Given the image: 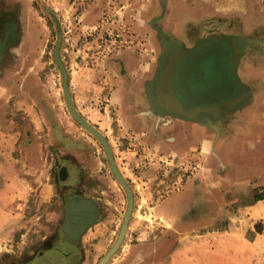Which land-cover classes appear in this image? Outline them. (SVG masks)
Here are the masks:
<instances>
[{
	"label": "rangeland",
	"instance_id": "obj_1",
	"mask_svg": "<svg viewBox=\"0 0 264 264\" xmlns=\"http://www.w3.org/2000/svg\"><path fill=\"white\" fill-rule=\"evenodd\" d=\"M4 14L17 20L15 42L0 53L6 145L35 146L39 175L46 182L52 177L56 190L50 200H20L12 215L0 201V264H31L49 254L56 264H98L115 243L127 207L102 145L67 110L53 59L58 35L72 103L106 138L133 196L124 238L106 264H264V205L259 215L249 208L264 200V0H0ZM10 24L7 41L14 36ZM208 34L238 37L237 77L247 102L213 119L217 129L184 121L201 130L190 133L186 126L195 145H187L188 157H176L168 148L176 132L164 130L176 118L151 112L145 87L162 62V35L173 39L163 40L173 52L184 49L175 39L190 48ZM247 39L259 43L247 45ZM185 58L175 61L178 68ZM214 60L222 75L227 57L221 48ZM185 68V83L191 70L198 88L210 86V67L200 57ZM185 185L198 204L188 207L179 196L171 207L177 214H161L165 198L182 194ZM74 197L97 205L95 221L77 241L62 231ZM36 239L57 242L31 243Z\"/></svg>",
	"mask_w": 264,
	"mask_h": 264
},
{
	"label": "crops",
	"instance_id": "obj_2",
	"mask_svg": "<svg viewBox=\"0 0 264 264\" xmlns=\"http://www.w3.org/2000/svg\"><path fill=\"white\" fill-rule=\"evenodd\" d=\"M176 42H178V44H180L181 42L178 40H174ZM183 45V43L181 44ZM162 53V51H161ZM172 61V60H171ZM175 64V63H174ZM160 71V70H159ZM164 72V71H163ZM158 73V70H157ZM156 73V75H157ZM155 75V76H156ZM153 78V80L156 78ZM182 77V69L175 67V69L173 68L172 72H168L166 71L164 73L163 76V81L160 84L161 86L159 87V94L161 96H163L164 98L167 97V102L171 105H175L177 107H179V109L181 110H194L196 108H210V109H215V107L220 104L223 101H226L228 98H223V99H219L218 101H216L215 103H213L210 106H206V105H199L196 106L194 108H189L188 106V102L186 99H184L182 97L183 91H181L180 94V87H182V89H184V87L182 86L180 80ZM152 81V80H151ZM155 83H154V87L153 90H155ZM162 88V89H161ZM158 91V90H157ZM162 91L164 92L162 94ZM175 91V92H173ZM155 94V93H154ZM235 95V92L232 93V96ZM149 100V104H150V110L151 112L157 114L158 116H162L164 113V111H162L158 105H157V99L155 95H150L148 97ZM166 100V99H165ZM198 100H203V98H198ZM255 101V100H254ZM220 111H217V113L215 115H206L205 120H213L215 117L217 116ZM205 114L199 113L196 118L201 119L202 117H204ZM6 119V118H5ZM5 121L8 120H4L2 119L0 121V184H3V186H0V201H2L3 205L2 206H10L9 208V213H11V215L13 213H15V210H12L14 207H19L21 206V203L19 202L20 200H26L27 198H35V199H39L41 201H46V200H50L51 198H53L52 196L55 193L56 190V184L55 182L52 180L47 181L43 178L42 175H39V164L41 163V157H39V155L37 154V148L33 145L27 146L25 148H19L17 146L15 147H8L6 145V141H7V137H9L8 132H7V128L5 126ZM36 120L35 119H31V123L35 124ZM37 124V123H36ZM191 124V125H190ZM188 124L187 122L181 121V120H174V121H170L167 122V124H165V133H169L171 131H175L176 132V137H174V142L172 140L171 144H169V151H171V154H173L176 157H179L182 154L186 153V156H189V148L187 147V145L192 148L193 147V142L190 141V139L188 138L189 136L187 135V133H192L195 132V134L197 132H200L198 129L196 128L197 126L190 123ZM188 125V129L189 131L187 132V126ZM37 126V125H36ZM183 126V127H182ZM194 126V127H192ZM181 128V129H178ZM195 134H192L195 135ZM165 138L166 135H164ZM191 142V143H189ZM195 145V144H194ZM14 150H19L20 152L22 151H26L27 156H25V159H21L20 157H16L13 156V152ZM34 154V155H33ZM37 154V155H36ZM18 167H21L22 170L20 174H18ZM26 174V175H24ZM33 176V177H32ZM1 177L3 180H1ZM50 179V178H49ZM190 185V183H189ZM189 185H185V189L186 191L183 192L180 195L177 196H169L166 197L164 200V205L162 206L160 210V213L163 215H173L174 212L177 210L176 208H171L174 206V204L176 203L175 198L177 199V197L181 196L180 200L182 201H188V203L186 204L188 207L192 205H197L198 201L200 200V198L196 197H190L189 195V191H188V186ZM188 191V192H187ZM189 199V200H188ZM175 200V202L173 201ZM1 205V204H0ZM260 205H264V200H262V198H260L259 200H257L253 205H251L249 208L250 209H255V211H257V214L259 215V210L257 208H259ZM181 207H178V210H182L180 209ZM176 209V210H175ZM175 214H177V212H175ZM202 214V213H201ZM261 214V213H260ZM203 215V214H202ZM261 216V215H260ZM43 241L36 239L34 242L31 243H42Z\"/></svg>",
	"mask_w": 264,
	"mask_h": 264
},
{
	"label": "water",
	"instance_id": "obj_3",
	"mask_svg": "<svg viewBox=\"0 0 264 264\" xmlns=\"http://www.w3.org/2000/svg\"><path fill=\"white\" fill-rule=\"evenodd\" d=\"M237 38L235 36L220 35V36H216V37L211 38V39L202 40V41L198 42L195 46H193L191 48H188V49H183L181 51L180 50L176 51V53L166 52V47L163 46L164 49L162 50L161 58H160V60L162 62H161V64H159V67H160L159 69L162 68V70H161L162 74H163V71L172 72L173 68L175 69V67H176L174 63L177 60L176 59L173 62L171 61L172 58L174 57L172 55H174V54H176V55L178 54L179 58L180 57H184V56L188 57L189 55L193 54L195 50L199 49L202 45H204L206 43H209V42L217 40V41L223 43V45H225V44L227 45V41L229 40L228 42H230L231 47L233 46L232 48L235 49V55L233 57V66L231 67V72L230 73H231L233 82L236 85V88H238L240 91H242V94H241V98H239L238 100H234V99L231 100L230 105L226 104L227 108L225 107V109L221 110V112L217 116H214V117L215 118H219V117H221V115L228 116V113H230V112L234 111L235 109H237V108L241 107L242 105H244L247 102V97H248L245 86L241 83V81L237 77V63H238L239 57L243 53V47L238 48L239 46L236 45L237 43H239ZM60 42H61V36L58 35L57 41H56L54 49H53V59H54V62L56 64V66L59 69V72H60L61 87L63 89L64 101H65V105L67 107V110H68L70 116L73 118V120L80 127H82L89 134H91L94 138H96L99 141V143L102 145L104 153H105V156H106V159H107V162H108V165L110 167V170H111L113 176L115 177V179L118 181V183L124 189V191L126 193V196H127V207H126L125 213L123 215V221H122L119 233L117 235V239H116L115 243L113 244V246L111 247V249L102 257V259L98 263V264H106L107 261L109 260V258L111 257V255L117 250L119 245L122 243V240L124 238V235H125V232H126V228H127V223L129 221V218H130V215H131V211H132V208H133V196H132L131 189L129 188L128 184L123 179V177L121 176V174L119 173V171H118V169H117V167L115 165V162H114V159H113V155H112V152H111V148H110L109 143L107 142L106 138L94 126H92L89 122H87L85 119H83L81 117V115L76 111V109H75V107H74V105L72 103L71 95H70V92H69V89H68V74H67L66 68H65L64 64L62 63V60H61L60 55H59ZM251 43H259V41L251 39V40H248L246 44L248 45V44H251ZM235 45H236V48H235ZM164 58H166V59H165V62L163 63ZM159 74H160V72H158V74L156 76L159 81H157V79H156V82H155V83L158 84V86H156V89L158 91H159V87H160L159 84H161L162 81H163L162 75L160 74V76H161L160 77ZM158 76H159V78H158ZM220 94L223 95L224 92H221ZM161 110L164 111L165 115H169V116H171L173 118L181 119V120L187 121V122L199 123L201 125H206V126H209V127H213L214 129H217V127H215V125L213 124V120H211V121L210 120H204L202 122V121L198 120L197 118L187 116V114H183V113H180V112H175V111L166 109L163 106H162ZM77 198H79V199L83 200L84 202L89 203V204H91L93 206V217H92V219L89 218V220L85 224H83V226H81L78 229L77 236H72V235H70L68 233L67 226H68L69 221L74 217L73 202ZM66 208H67V217H66L65 223H64V225L62 227V231H63L64 235L68 239H70L72 241H77L79 236L81 235V233L91 223H93L95 221V219L97 217V215H96L97 205L93 201H91L89 199L81 198V197H74V198H72V199H70L68 201ZM118 240H119V242H118Z\"/></svg>",
	"mask_w": 264,
	"mask_h": 264
},
{
	"label": "flooded vegetation",
	"instance_id": "obj_4",
	"mask_svg": "<svg viewBox=\"0 0 264 264\" xmlns=\"http://www.w3.org/2000/svg\"><path fill=\"white\" fill-rule=\"evenodd\" d=\"M3 21V29H2V33H3V37H0V53L5 49V45L8 43H13L16 40L17 37V20L16 17H13L11 14H4L0 16V22ZM7 22H13V24H10V26L12 25V27L14 26L15 23V28H14V38L9 39V41H7L5 39L6 35H5V30H6V24ZM220 35H228V34H208L206 36L201 37L200 39H198L197 41L194 42V44L192 45L195 46L198 42L202 41V40H206V39H211L214 38L216 36H220ZM5 36V37H4ZM232 36V35H230ZM163 40H167L170 42V40L173 39H167V37H165V35H162L160 41H161V49H164V42ZM250 40L247 39L246 42ZM2 41L4 43V45L2 46ZM6 42V43H5ZM176 42V41H174ZM178 44V42L176 43ZM182 43L179 44L180 47L184 48V49H188L186 47H184L183 45H181ZM228 45V46H227ZM227 45H223V43L219 42V41H212L209 43H206L204 45H202L199 49L195 50L193 54L189 55L188 57L186 56V62H184V65L182 68V77H181V84L184 87L183 89V94L182 97L184 99H186L187 101H189L188 106L189 108H194L196 106L199 105H206V106H210L215 103L216 101H218V99H220V96H223V98H229L232 96V93L235 92V95L239 98L242 94V91H240L238 88H236V85L233 82L232 76H231V67H232V62H233V57L235 55V49H233L231 47L230 42L227 41ZM2 47V48H1ZM191 48V47H190ZM222 49L223 51V55H225L227 57V62L225 60V63L227 64V67L225 69V71L221 74H219V70L217 65L215 64V60H214V56L216 57L217 52L219 53V49ZM236 48V46H235ZM239 48V47H238ZM237 50V49H236ZM211 53V56H209ZM242 55V54H241ZM178 55H175L173 59H175ZM200 57V62H205L206 65L208 67H210V73L212 76L210 79V86H202L200 88H198V83H196V81L194 80L193 76L194 73L191 72L190 70V77L187 81V83H185L184 78H183V74H185V66L187 67L188 64V60L191 58L192 62H196L199 57ZM206 56V57H204ZM204 57V58H203ZM165 59V58H164ZM177 59H180L179 57H177ZM190 64V63H189ZM191 65V64H190ZM175 66L178 67V62H175ZM159 69V67H158ZM218 71V73H217ZM221 77H220V76ZM217 78V79H216ZM207 85H209L208 83H206ZM153 87H154V80L150 81L147 83L146 85V93H147V97H149L150 95H154L153 93ZM230 89V90H229ZM186 94H185V92ZM224 92L227 93L228 92V96L224 97V95H221L220 93ZM219 96L218 99H216ZM198 98H203V100H198ZM191 110V109H190ZM73 209H74V217L70 220L71 224L70 226L72 228H75V233L73 234V232L70 234L72 236H75L76 232L78 231V229L83 226V224H85L89 218L92 219L93 217V206L89 203L84 202L83 200L77 198L74 202H73ZM72 231V229H71ZM53 239H49L46 242H42V243H54L56 240ZM42 241V240H41ZM57 242V241H56ZM59 243V242H58ZM66 243H71L66 241ZM57 263V259L55 258V255L53 254H49V255H43V256H38L36 258H34V260L32 261L31 264H56Z\"/></svg>",
	"mask_w": 264,
	"mask_h": 264
},
{
	"label": "bare ground",
	"instance_id": "obj_5",
	"mask_svg": "<svg viewBox=\"0 0 264 264\" xmlns=\"http://www.w3.org/2000/svg\"><path fill=\"white\" fill-rule=\"evenodd\" d=\"M12 26V25H11ZM6 31V30H5ZM5 33V32H4ZM11 35V34H10ZM12 36V35H11ZM5 37V36H4ZM13 38H14V36H12ZM12 38V39H13ZM216 41V40H215ZM1 42V41H0ZM246 42V41H245ZM181 50H183V49H181ZM180 50V51H181ZM177 51H179V50H177ZM173 53H176V51H173ZM172 53V54H173ZM176 54H174V55H172V56H175ZM178 55V54H177ZM166 59V58H165ZM165 59L163 60V63L165 62ZM232 66H233V62H232ZM160 68V67H159ZM160 70V71H159ZM162 68L161 69H158V72H160V74L162 75V77L164 76V73H165V71L163 72V74H162ZM158 74V73H157ZM160 74H159V76H160ZM157 76V75H156ZM155 76V78L157 79V77ZM159 76H158V78H159ZM161 77V76H160ZM157 81H159L158 79H157ZM156 82V80L154 79V83ZM155 85L156 86H158V84L157 83H155ZM160 85V84H159ZM155 86V87H156ZM161 86V85H160ZM181 91H183V89H182V87H180V94H181ZM159 91H157V89L155 88V90H153V93H155L154 95L156 96V99H157V105H158V107L160 108V109H162V106L164 107V108H166V109H169V110H172V111H175V112H180V113H183V114H187V116H190V117H194V118H196V116L199 114V113H202V114H205V116L204 117H202L201 119H198V120H200V121H204L205 120V117H206V115H215L216 113H217V111H220V110H223V109H225V107L227 108V105L226 104H229L230 105V103H231V100H238L239 98H241V96L238 98L236 95H234V96H231V97H229L226 101H222L220 104H218L216 107H215V109L213 108V109H210V108H196V109H194V110H181V109H179V107H177V106H175V105H171V104H169L168 102H167V97H163V96H161L159 93H158ZM173 92H175V91H173ZM184 92H185V90H184ZM164 92L162 91V94H163ZM185 94H186V92H185ZM166 99V100H165ZM162 105V106H161ZM163 111V110H162ZM214 126V125H213ZM70 224H71V221H69V223H68V226H67V231H68V233L69 234H71L72 232H73V230L75 229V228H72L71 226H70ZM71 229H72V231H71ZM78 232V231H77ZM77 232H76V234H75V236H77ZM75 233V230H74V232H73V234ZM118 242H119V240H118ZM117 242V243H118Z\"/></svg>",
	"mask_w": 264,
	"mask_h": 264
},
{
	"label": "trees",
	"instance_id": "obj_6",
	"mask_svg": "<svg viewBox=\"0 0 264 264\" xmlns=\"http://www.w3.org/2000/svg\"><path fill=\"white\" fill-rule=\"evenodd\" d=\"M261 197H258L257 199H260Z\"/></svg>",
	"mask_w": 264,
	"mask_h": 264
}]
</instances>
